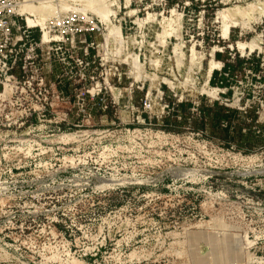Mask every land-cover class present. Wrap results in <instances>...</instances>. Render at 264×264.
I'll return each mask as SVG.
<instances>
[{
	"label": "rangeland",
	"instance_id": "rangeland-1",
	"mask_svg": "<svg viewBox=\"0 0 264 264\" xmlns=\"http://www.w3.org/2000/svg\"><path fill=\"white\" fill-rule=\"evenodd\" d=\"M29 4L0 71V264H264V148L163 123L213 103L264 123V0Z\"/></svg>",
	"mask_w": 264,
	"mask_h": 264
},
{
	"label": "trees",
	"instance_id": "trees-1",
	"mask_svg": "<svg viewBox=\"0 0 264 264\" xmlns=\"http://www.w3.org/2000/svg\"><path fill=\"white\" fill-rule=\"evenodd\" d=\"M40 40L37 42L38 45L40 44ZM240 62L241 60L236 61V63ZM235 69L236 67L233 63H226L223 67L224 73H232ZM217 76L218 73L213 74V84H215L214 82L217 80ZM226 80L227 79L223 77V81L219 86L227 87V84L225 83ZM199 109L198 115H188L184 108L180 105H176V113L163 118V123L166 129L165 131L170 132L169 130L173 127L189 122L190 125L195 124L196 128L194 130L197 133H202L208 137L207 131L210 129V138L218 135L221 137V141L226 144H236L238 149L242 150L244 153H252L256 151V149L264 148V123H258V112L254 109L249 113L247 111H236L223 107L219 103H213L206 108L202 106ZM247 114L252 115L251 124L244 127L245 122L242 121L241 123L240 119H244ZM179 118H181V121Z\"/></svg>",
	"mask_w": 264,
	"mask_h": 264
},
{
	"label": "built area",
	"instance_id": "built-area-1",
	"mask_svg": "<svg viewBox=\"0 0 264 264\" xmlns=\"http://www.w3.org/2000/svg\"><path fill=\"white\" fill-rule=\"evenodd\" d=\"M22 4L23 0H0V71L4 72L6 76H9V78H14L13 71L17 64V59L14 58L15 53L22 52V47L27 46L26 43H23V39L19 41L18 37L16 36L18 27H16L14 22L16 16L20 15ZM30 29L33 28H29L27 25V30L23 31V37H25V34H28L27 37L29 38ZM42 43V38L39 45L35 43L36 48L32 47L31 49L33 53L34 51H36V54L38 53V50H40L42 47ZM173 107V110L176 113L175 105ZM169 108V105H165L163 107V112L166 113V110ZM141 109L147 114H151L153 112V106L148 103V101H145L141 105ZM169 116L170 114L168 117ZM179 120H181V118H179Z\"/></svg>",
	"mask_w": 264,
	"mask_h": 264
},
{
	"label": "bare ground",
	"instance_id": "bare-ground-1",
	"mask_svg": "<svg viewBox=\"0 0 264 264\" xmlns=\"http://www.w3.org/2000/svg\"><path fill=\"white\" fill-rule=\"evenodd\" d=\"M50 3V2H49ZM93 4V3H92ZM93 6V5H92ZM23 9V12L24 13H27V14H39L38 13V11L41 9L40 7V9L39 8H35L34 6L32 7V4H29V5H25V6H23L22 7ZM43 8H45V6H42V9ZM46 8H47V6H46ZM22 10H21V13H22ZM53 11V10H52ZM51 11V12H52ZM221 13V12H220ZM53 15V14H52ZM225 17V16H224ZM221 18V17H220ZM29 19V18H28ZM106 18L105 17H102V21L103 22H105L106 20H105ZM223 20V19H222ZM40 21V20H39ZM43 21H44V19H43ZM41 23H42V21H40ZM28 23H29V25L30 26H32V21L31 20H28ZM43 23H45V22H43ZM43 25V24H42ZM229 25L230 24H225V28H224V35H225V37H227L228 36V34H229V30H230V27H229ZM29 27V26H28ZM29 28H31V27H29ZM33 28H35V27H33ZM45 35V34H44ZM116 35L118 36V38H119V36H120V29L118 28V27H116V28H114V29H111L110 31H109V33H108V35L106 36V39L108 40L109 38H111L112 36L114 37H116ZM46 36V35H45ZM121 37V36H120ZM45 38V37H44ZM228 38V37H227ZM46 39V38H45ZM120 39V38H119ZM244 45L243 44H240L239 45V47L240 48H242ZM214 70V66L212 65L211 66V69L209 70L210 72H209V76L212 74V71ZM211 77V76H210Z\"/></svg>",
	"mask_w": 264,
	"mask_h": 264
},
{
	"label": "crops",
	"instance_id": "crops-1",
	"mask_svg": "<svg viewBox=\"0 0 264 264\" xmlns=\"http://www.w3.org/2000/svg\"><path fill=\"white\" fill-rule=\"evenodd\" d=\"M31 33H32V31H31Z\"/></svg>",
	"mask_w": 264,
	"mask_h": 264
}]
</instances>
